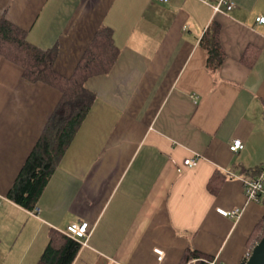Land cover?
<instances>
[{
	"label": "crops",
	"instance_id": "1",
	"mask_svg": "<svg viewBox=\"0 0 264 264\" xmlns=\"http://www.w3.org/2000/svg\"><path fill=\"white\" fill-rule=\"evenodd\" d=\"M231 1L234 9L215 13L204 0H0V18L32 44L58 47L54 69L65 77L101 27L119 49L110 72L87 82L96 100L38 215L7 194L62 92L26 80L0 54V264H37L52 229L81 221L92 233L73 264H179L188 247L242 264L264 219L241 179L264 165V24L256 20L264 0ZM213 25L226 53L217 68L201 44ZM248 49L258 53L251 66ZM235 139L244 144L238 152ZM197 154L195 166L185 164ZM218 207H240L242 216Z\"/></svg>",
	"mask_w": 264,
	"mask_h": 264
},
{
	"label": "trees",
	"instance_id": "2",
	"mask_svg": "<svg viewBox=\"0 0 264 264\" xmlns=\"http://www.w3.org/2000/svg\"><path fill=\"white\" fill-rule=\"evenodd\" d=\"M201 44L209 53L208 65L220 67L225 50L220 41V27L213 25L201 39ZM243 61L251 66L258 53L250 57L249 49ZM59 53L58 47L43 50L28 40L27 32L11 22L0 18V54L19 64L24 69V77L31 82H45L62 92L52 116L42 135L24 163L7 197L27 210H34L58 167L63 155L70 146L83 121L92 108L96 93L87 87L91 77L107 74L114 66L119 49L114 42V32L110 27H101L85 50L74 73L70 77L59 74L54 64ZM255 169L252 175L259 173ZM216 174L214 177H218ZM221 178L214 191L223 183ZM264 237V219L250 234L247 247L253 249ZM81 243L59 230L50 231L49 242L37 264H73ZM214 257L188 247L179 264H209Z\"/></svg>",
	"mask_w": 264,
	"mask_h": 264
},
{
	"label": "built area",
	"instance_id": "3",
	"mask_svg": "<svg viewBox=\"0 0 264 264\" xmlns=\"http://www.w3.org/2000/svg\"><path fill=\"white\" fill-rule=\"evenodd\" d=\"M164 2H167L169 0H161ZM207 3L212 4V7L214 9V12H220L223 7L226 8V10L230 11L236 7V3L231 0H204ZM257 22L260 24H264V16L257 17ZM244 146L243 141L241 139H235L230 144V149L233 152H238L240 149H242ZM200 158V155H195L191 158H188L185 160V164L193 167L197 164L198 160ZM260 171L257 174L254 175H246L244 177H241L244 187V194L248 201L250 202H256L262 206H264V165L260 167ZM231 176H234L233 172L229 173ZM2 202V199L0 198V204ZM35 214L40 213V209L36 206L33 210ZM217 212L221 215L229 218H235L240 219L242 216V209L240 207H235L232 209H225L223 207H218ZM63 233L68 235L69 237L79 241L81 245H86L88 239L91 236L92 229L90 228V225L87 221H81V222H73L70 225H68L65 230H63ZM253 249H248L246 251L245 257L243 259L242 264H245L246 261L249 259V257L252 254ZM158 255V259L162 260L164 257V252L160 249H156L155 251ZM209 264H218L217 258H212L210 260H207Z\"/></svg>",
	"mask_w": 264,
	"mask_h": 264
},
{
	"label": "water",
	"instance_id": "4",
	"mask_svg": "<svg viewBox=\"0 0 264 264\" xmlns=\"http://www.w3.org/2000/svg\"><path fill=\"white\" fill-rule=\"evenodd\" d=\"M245 264H264V237L253 248L252 254Z\"/></svg>",
	"mask_w": 264,
	"mask_h": 264
}]
</instances>
